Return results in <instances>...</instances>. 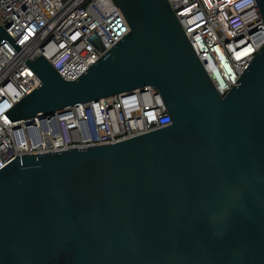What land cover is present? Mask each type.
I'll return each instance as SVG.
<instances>
[{"label": "water", "instance_id": "1", "mask_svg": "<svg viewBox=\"0 0 264 264\" xmlns=\"http://www.w3.org/2000/svg\"><path fill=\"white\" fill-rule=\"evenodd\" d=\"M115 2L130 30L73 80L0 25L41 81L5 113L152 85L172 122L3 164L0 264H264V44L222 96L168 0Z\"/></svg>", "mask_w": 264, "mask_h": 264}, {"label": "built area", "instance_id": "2", "mask_svg": "<svg viewBox=\"0 0 264 264\" xmlns=\"http://www.w3.org/2000/svg\"><path fill=\"white\" fill-rule=\"evenodd\" d=\"M168 1L218 93L225 96L264 44L256 0ZM0 25L29 60L46 56L67 80L76 79L130 30L115 0H0ZM40 82L3 41L0 167L17 155L113 143L172 122L152 85L12 121L5 111Z\"/></svg>", "mask_w": 264, "mask_h": 264}]
</instances>
